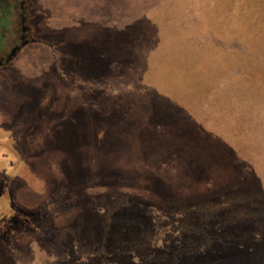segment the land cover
I'll use <instances>...</instances> for the list:
<instances>
[{
    "label": "rangeland",
    "instance_id": "1",
    "mask_svg": "<svg viewBox=\"0 0 264 264\" xmlns=\"http://www.w3.org/2000/svg\"><path fill=\"white\" fill-rule=\"evenodd\" d=\"M16 1L20 7L9 11L20 9L30 42L0 76L29 53L50 79L25 69L13 85L21 100L0 110L3 178L15 160L20 188L29 159L60 152L71 158H59L58 185L67 176L73 182L111 172L117 184L143 187L138 198L160 209L156 196L181 206L264 191V0ZM93 141L106 148V164H74L79 149ZM125 172L130 178L117 175ZM3 178L0 213L11 196ZM39 207L27 210L15 201L11 210L31 214ZM76 214L53 228L63 229ZM88 239L75 241L83 246ZM29 240L14 244L24 251ZM99 248L100 255L109 252ZM7 249L16 252L14 245ZM0 264L17 260L0 248Z\"/></svg>",
    "mask_w": 264,
    "mask_h": 264
},
{
    "label": "flooded vegetation",
    "instance_id": "2",
    "mask_svg": "<svg viewBox=\"0 0 264 264\" xmlns=\"http://www.w3.org/2000/svg\"><path fill=\"white\" fill-rule=\"evenodd\" d=\"M7 2L10 6L6 5ZM17 4L20 7L21 3L16 0H0V72L19 57L18 49L29 45L30 42L23 37L20 9L15 11V15L9 11V8ZM8 18L11 23L3 25ZM15 20L18 24H15ZM15 34H19V38L11 44V36ZM9 168L13 170L9 171L7 178H3V172H0V177L6 182L8 197L11 195L8 198L9 203L6 202L8 210L6 213H0V242L6 243L0 248L7 257L17 260V264H132V261H138L148 252L146 248L136 249L138 242H135L137 239L150 238L152 233L148 221H152L154 216L161 218L168 216L177 205L174 204L175 199L162 201L155 195L162 203L160 209L138 198L140 197L138 193L143 192L141 189L143 187L124 182L117 184L111 177L113 174L104 171L96 173L95 176L74 174L77 177L73 182H70L67 176L68 180L58 185L55 192L35 214L20 211L18 208L14 211L11 210V206L15 202V194L20 186L14 170L15 168L18 170L19 166L13 160ZM2 169L0 171L4 170ZM131 174L117 173L118 176L124 175L129 178ZM93 180L104 183L97 186L89 184L93 183ZM95 190H98V193H88ZM208 202L211 200L206 199L202 203ZM74 213L77 214L72 218V222L69 221L68 225L62 227L63 229L53 228L56 220ZM166 234L159 231L158 239L167 237ZM24 237H30V240L24 244L23 251L20 250L19 244L14 243L20 242ZM81 238H89L83 246L79 241H75ZM63 239L66 241L63 242ZM109 239L116 240L113 242L114 248L109 247V243L113 244ZM120 242L126 247L123 248ZM10 245L15 246L17 253L7 249ZM99 247L109 248L106 249L109 252H101L100 255ZM97 248L99 251L93 253ZM13 253H16L17 257Z\"/></svg>",
    "mask_w": 264,
    "mask_h": 264
},
{
    "label": "water",
    "instance_id": "3",
    "mask_svg": "<svg viewBox=\"0 0 264 264\" xmlns=\"http://www.w3.org/2000/svg\"><path fill=\"white\" fill-rule=\"evenodd\" d=\"M250 191L251 195L255 193L254 189ZM247 192L248 189L226 193L222 198L208 203L177 204L167 216L168 220L154 216L149 223L152 233L150 238L135 241L138 242L136 249L146 248L149 253L131 263L264 264V207L223 209L229 194L233 195L229 199L237 204ZM205 209H209V213ZM159 231L167 233V240L163 245L159 244ZM121 242V246L126 247ZM109 247L114 248L113 244Z\"/></svg>",
    "mask_w": 264,
    "mask_h": 264
},
{
    "label": "crops",
    "instance_id": "4",
    "mask_svg": "<svg viewBox=\"0 0 264 264\" xmlns=\"http://www.w3.org/2000/svg\"><path fill=\"white\" fill-rule=\"evenodd\" d=\"M34 8L40 11L41 3H35ZM37 62L36 56L32 57V55L28 53L22 56L13 70L4 71L3 75L0 76L1 111H3L6 105L9 106V103L12 104L13 101L21 100L22 96L20 92L14 89L13 85L20 82L25 69H28L33 78L50 79L40 71ZM35 85H37V83H35ZM62 89V86H59V90L61 91ZM79 150L80 153H78V157L75 159L74 164L81 163L84 167H89L91 169H99L106 164V148L99 141H93L92 144ZM61 154L70 157L68 153L57 152L47 153L45 156L40 157V159L32 158L28 160L25 169L20 173L18 178L21 187L15 194L17 205L27 210H34L41 206L51 196L54 188L60 182L58 168L60 159H63ZM41 174L45 177V181L42 179ZM35 177H37V179Z\"/></svg>",
    "mask_w": 264,
    "mask_h": 264
},
{
    "label": "trees",
    "instance_id": "5",
    "mask_svg": "<svg viewBox=\"0 0 264 264\" xmlns=\"http://www.w3.org/2000/svg\"><path fill=\"white\" fill-rule=\"evenodd\" d=\"M14 65H10L9 67H7V69L13 68ZM248 190H249V192H247V194H244L243 196L241 195L242 197H241L240 202H236L237 204H234L235 201L231 200V205H230L231 207L228 205L229 203L226 202L223 209H226V210H235L236 209V210H238L239 208L244 207V206H247L249 208L252 206L264 207V191H262V192L255 191V193L253 195H251L250 190H253V188L248 189ZM255 200H259V201L255 202ZM221 206H223V205L221 204ZM163 219L168 220V217L167 216L163 217ZM166 240H167V237L162 238L160 240L159 244L160 245L165 244Z\"/></svg>",
    "mask_w": 264,
    "mask_h": 264
}]
</instances>
